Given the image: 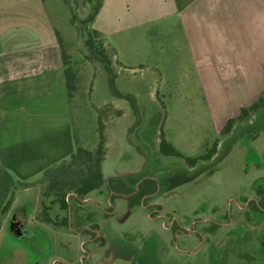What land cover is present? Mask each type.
Here are the masks:
<instances>
[{"label": "rangeland", "instance_id": "374dc122", "mask_svg": "<svg viewBox=\"0 0 264 264\" xmlns=\"http://www.w3.org/2000/svg\"><path fill=\"white\" fill-rule=\"evenodd\" d=\"M38 2L41 3L40 0ZM42 5L43 26L51 30L54 26L68 44L66 49L72 59L81 60L80 51L87 53V47L78 33L77 22L70 23L69 8L61 0H46ZM71 6L77 17H83L87 10L81 1L78 4L72 1ZM105 39L115 52L112 61L119 88L125 92L133 87L135 96L139 97L151 94L157 104L150 109L149 116L139 115L143 125L137 132L140 139H150L156 147L160 139L159 130L162 129L165 139L189 158L202 155L205 148H210L219 139L221 151L216 154L217 172L213 176H207V170L204 175L199 174L198 168L187 171L183 159L173 157H167L158 164L152 163V167L146 168L143 174L157 177L162 183L167 180L166 186L173 187L168 193L177 200V211L224 223L216 228V237L210 239L215 240L212 245L198 247L193 246L194 241L188 245L181 241V237L170 238V233L164 231L160 223L146 219L143 213L133 211L126 219V212L119 222L105 226L116 254L112 264H264V222L254 226L250 221L245 233L240 224L235 223L232 228L225 224L227 218H234L236 205L232 200L242 204L245 199L256 196L254 189H264V113H255L249 123L234 125L231 136H219L223 117L216 116L215 133L175 19L118 30ZM82 67L87 75L83 82L85 89L91 85L90 99L88 95L86 102L90 101L98 110L91 106L86 110L72 109L74 133L83 132L92 140L95 137L94 121L99 113L105 114L103 119L109 121L106 130L109 148L103 172L126 175L133 170L140 171L143 159H137L133 153L141 154V148L129 144L131 135L128 134V138L124 136L133 118L128 102L116 101L105 112L101 102L109 90L103 67L97 62L83 63ZM139 103L149 109L152 106L149 103L153 101L143 99ZM120 154L130 158L118 161ZM186 167L190 169L188 165ZM28 188L27 192L16 191L11 209L1 219L0 264H46L49 257L61 258L68 264L70 258L75 259L78 255L75 242L69 244L67 250L57 249L48 237V234L54 236V224L43 226L47 232L32 226L23 227V216L15 214L27 200L25 211L29 209L28 221L38 222L42 217L40 190L36 184ZM199 204L208 206L207 210L195 215L194 210ZM209 205H215L216 211L210 210ZM244 211L237 213L235 221ZM255 219L259 220L261 216L255 214ZM229 232L233 235L230 236ZM240 234L243 235L236 238Z\"/></svg>", "mask_w": 264, "mask_h": 264}, {"label": "crops", "instance_id": "0c3cea01", "mask_svg": "<svg viewBox=\"0 0 264 264\" xmlns=\"http://www.w3.org/2000/svg\"><path fill=\"white\" fill-rule=\"evenodd\" d=\"M168 19L177 21L216 133V116L223 117V127L242 107L252 104L264 88V0H102L92 27L106 37L118 30ZM116 86L122 94H129L135 108L127 100L113 97L110 91L101 108L106 112L116 101L128 102L133 118L124 136L131 135L129 144L141 148V154L134 151L133 155L143 159V166L140 171L133 170L126 175L103 172L109 148L106 134L109 121L104 120L105 189L109 181L121 176H144L143 171L149 170L152 163L171 157L159 152L160 139L154 147L150 139L137 136L143 126L140 116H149L150 109L157 106L151 94L135 96L133 87L124 92L117 79ZM143 99L153 101L149 109L139 103ZM260 111L264 113V109ZM241 123L244 122L237 124ZM232 130L227 136H231ZM74 151L72 108L66 96L60 49L50 27L43 26L42 2L0 0V209L11 195L14 200L16 191L27 192L34 184L41 194L44 172L69 160ZM220 151L217 146L216 154ZM128 158L120 154L118 161ZM212 167H216V160L208 164L199 162L190 169L185 166V169L208 172ZM215 169L213 175L217 172ZM97 200L102 202V195ZM42 201L47 208L51 206L50 214L54 206V217L50 216L53 222L64 217V210L59 209L57 202L49 205L50 200L41 197L39 203ZM70 201L75 206L76 201ZM28 202L19 206L17 216L22 215ZM126 202L124 198L115 200L117 218L127 211ZM39 222L42 228L47 227L46 223Z\"/></svg>", "mask_w": 264, "mask_h": 264}, {"label": "flooded vegetation", "instance_id": "af4514ba", "mask_svg": "<svg viewBox=\"0 0 264 264\" xmlns=\"http://www.w3.org/2000/svg\"><path fill=\"white\" fill-rule=\"evenodd\" d=\"M212 147L213 145L210 148ZM208 150L209 148H205V151ZM215 160L216 147L209 159L200 160L199 162L208 164V161L214 162ZM184 164H187L185 160ZM197 164L194 166L187 165L190 168H194ZM215 168H210L209 173L206 171L209 174L207 176H212L216 170ZM204 172L198 173L204 175ZM131 183L132 186H130ZM166 183H168L167 180L162 183L159 181V178L148 175L133 176L131 178L121 176L114 181L107 182L108 186L106 189L102 186L84 198H76L74 195L67 196L68 206L63 211L67 219L66 224L62 219L60 221L54 220V238L48 234L51 240L50 243H53L57 249L62 250H67V246L72 242L76 243L78 255L75 259L70 258L68 264H112L114 258H116V254H114L115 249L113 244L105 232V226H111L112 223L119 222L122 215L116 220L115 200L124 198L127 201L126 212H128V215L126 219L133 211L138 214L143 213V217L146 219L160 223L163 230L170 233V238L179 239L181 237V241L188 245L194 241L193 246L198 245V247L202 244L207 246L212 245L215 240L212 241L210 239L216 237V228L219 227L218 225H223L224 223L216 222V219L213 218L191 217L187 212L182 214V212L177 211V203L175 202L177 200L173 199L174 197L168 193L172 187L170 185L169 187L168 185L166 186ZM253 186H255V183ZM254 191L256 196L245 199L242 204L241 201L238 203L235 200L231 201L236 205V210L234 218L228 220L226 217L228 222L225 224H229L230 228L235 223L240 224L245 233L247 232V224L254 223L252 225L257 226L264 222V189L256 188ZM99 195L103 197L102 202H98L97 200ZM71 199L76 201L75 206L70 201ZM145 201L148 202L145 203ZM207 207L199 204L194 210V214L200 215L203 211L207 210ZM210 207V210L216 211L215 205H211ZM246 208L248 210L244 211ZM28 210L21 212L24 218L22 226H32L33 228L36 227L45 231L38 224L41 220L38 219V222L28 221ZM239 211L244 212L241 218L235 221ZM255 214H259L261 219L256 220ZM243 234L236 235V238L241 237ZM229 235L232 236L233 234L229 232ZM66 262L61 258L49 257L46 264H67Z\"/></svg>", "mask_w": 264, "mask_h": 264}, {"label": "trees", "instance_id": "16d2710c", "mask_svg": "<svg viewBox=\"0 0 264 264\" xmlns=\"http://www.w3.org/2000/svg\"><path fill=\"white\" fill-rule=\"evenodd\" d=\"M43 4L46 0H40ZM64 5L69 8L71 12L70 23L73 25L77 22L78 33L83 37V45L87 47V53L80 51L81 60L72 59L66 49L68 44L63 39L62 35L52 26L54 38L60 49V56L62 62V71L65 80L66 96L68 104L72 109H87L88 106L98 110L90 101L86 102V98L91 95V85L89 84L88 90L85 89L86 74L85 69L82 67L83 63H99L107 76V84L110 93L115 98L125 99L134 106V101L131 100L129 94H122L117 86V74L114 69L115 52L112 47L108 45L105 37L92 27L94 19L96 18L102 0H61ZM72 1L78 4L79 1L87 8L83 17H77L74 9L71 6ZM82 61V62H81ZM82 63V64H81ZM95 67V65H94ZM88 80V79H87ZM264 109V88L257 99L250 105L242 107L236 117L226 120L223 127L219 131V136L229 134L237 123L246 122L256 112ZM103 114V113H102ZM99 113L96 121H94L95 137L92 140L86 138V135L81 132L75 134V151L69 160L58 164L46 170L41 180L43 190L41 197L44 200H50V204L57 202L60 210H66L67 196L74 195L76 198H84L94 190L99 189L104 184L102 175V162L106 156V137L104 134L105 123L103 115ZM219 139H216V144L212 148L205 151L202 155L197 157H184L175 147L165 139L162 131H160L159 152L164 156H171L182 158L189 166H194L200 160H207L211 157L213 152H217ZM13 200L11 195L5 204L0 209V224L2 217L8 212ZM49 204V205H50ZM41 220L46 224H54L51 220L50 209L42 201ZM66 224V216L62 218Z\"/></svg>", "mask_w": 264, "mask_h": 264}]
</instances>
